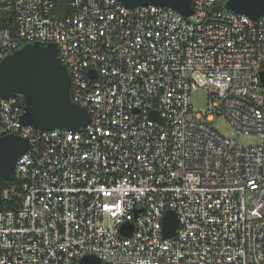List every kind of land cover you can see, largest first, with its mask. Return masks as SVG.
I'll use <instances>...</instances> for the list:
<instances>
[{
  "label": "built area",
  "instance_id": "built-area-1",
  "mask_svg": "<svg viewBox=\"0 0 264 264\" xmlns=\"http://www.w3.org/2000/svg\"><path fill=\"white\" fill-rule=\"evenodd\" d=\"M225 3L193 0L186 16L120 0H0V60L55 43L72 100L92 115L79 131L40 130L22 123L21 96L0 97V137L29 142L0 188V264H264V16ZM199 88L212 105L195 114ZM219 115L232 136L212 124Z\"/></svg>",
  "mask_w": 264,
  "mask_h": 264
},
{
  "label": "water",
  "instance_id": "water-1",
  "mask_svg": "<svg viewBox=\"0 0 264 264\" xmlns=\"http://www.w3.org/2000/svg\"><path fill=\"white\" fill-rule=\"evenodd\" d=\"M128 7L160 5L186 16L194 13L193 0H120ZM225 8L257 20L264 16V0H226ZM92 75L94 73L92 72ZM264 84V69L260 72ZM71 76L59 56L55 43H28L0 60V97L21 96L24 111L21 121L40 130L65 129L79 131L88 126L92 115L71 97ZM152 115H155L152 112ZM29 147L28 139L18 134L0 137V177L12 180L18 158ZM138 212V211H137ZM179 219L170 209L164 217L163 232L175 235ZM134 230L133 222L122 227L124 236ZM79 264H102L95 255L82 258Z\"/></svg>",
  "mask_w": 264,
  "mask_h": 264
},
{
  "label": "rangeland",
  "instance_id": "rangeland-1",
  "mask_svg": "<svg viewBox=\"0 0 264 264\" xmlns=\"http://www.w3.org/2000/svg\"><path fill=\"white\" fill-rule=\"evenodd\" d=\"M191 105L194 113L196 114L200 110L208 109L212 105V95L206 88H199L191 93L190 97ZM212 124L219 129L222 133L232 136L233 129L232 126L227 122V120L222 116H216L212 121ZM239 142L255 144L261 141V138L256 136L239 135Z\"/></svg>",
  "mask_w": 264,
  "mask_h": 264
},
{
  "label": "trees",
  "instance_id": "trees-1",
  "mask_svg": "<svg viewBox=\"0 0 264 264\" xmlns=\"http://www.w3.org/2000/svg\"><path fill=\"white\" fill-rule=\"evenodd\" d=\"M14 182H15V180H13V179L12 180H6V179L0 177V188L2 189L6 186L13 184Z\"/></svg>",
  "mask_w": 264,
  "mask_h": 264
}]
</instances>
